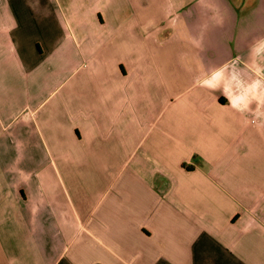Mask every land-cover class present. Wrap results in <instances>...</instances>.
Returning <instances> with one entry per match:
<instances>
[{"label":"crops","instance_id":"0c3cea01","mask_svg":"<svg viewBox=\"0 0 264 264\" xmlns=\"http://www.w3.org/2000/svg\"><path fill=\"white\" fill-rule=\"evenodd\" d=\"M0 264H264V0H0Z\"/></svg>","mask_w":264,"mask_h":264}]
</instances>
